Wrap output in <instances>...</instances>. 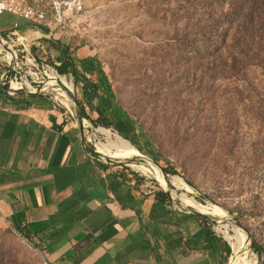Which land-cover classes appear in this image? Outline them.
<instances>
[{
    "label": "rangeland",
    "instance_id": "obj_1",
    "mask_svg": "<svg viewBox=\"0 0 264 264\" xmlns=\"http://www.w3.org/2000/svg\"><path fill=\"white\" fill-rule=\"evenodd\" d=\"M83 1L82 14L59 39H40L32 50L54 66L65 49L75 61L96 60L140 140H150V148L135 158L101 157L136 173L144 190L169 189L170 207L178 213H200L184 203L183 191L201 204L220 207L225 217L206 215L215 234L222 238L219 229L236 228L247 238V257L264 264V61L243 12L235 9L239 0ZM16 21L20 32L29 27L4 14L0 33L6 36ZM60 75L74 83L71 103L84 104L82 81L72 73ZM46 96L79 119L75 107L72 112L65 103L68 95ZM86 112L98 118L89 107ZM79 127L95 151L100 140L106 141L95 131L103 126L84 119ZM107 129L117 132L113 126ZM132 163L150 166L153 174ZM174 176L183 178L189 190ZM202 225L191 224L189 232ZM49 253L38 237L27 239L0 217V264H55ZM202 256L193 252L184 263ZM230 257L222 264H232Z\"/></svg>",
    "mask_w": 264,
    "mask_h": 264
},
{
    "label": "crops",
    "instance_id": "obj_2",
    "mask_svg": "<svg viewBox=\"0 0 264 264\" xmlns=\"http://www.w3.org/2000/svg\"><path fill=\"white\" fill-rule=\"evenodd\" d=\"M80 124L50 98L0 89V217L39 232L55 264H157L145 248L157 191L101 157Z\"/></svg>",
    "mask_w": 264,
    "mask_h": 264
},
{
    "label": "trees",
    "instance_id": "obj_3",
    "mask_svg": "<svg viewBox=\"0 0 264 264\" xmlns=\"http://www.w3.org/2000/svg\"><path fill=\"white\" fill-rule=\"evenodd\" d=\"M239 2L235 3L237 7L235 9L239 8V11L243 12L242 20L245 25L249 24L251 32L254 34L253 38L260 48V57H263L264 61V0H239ZM55 67L59 74L72 73L82 81L86 106L82 102L80 105L85 119L97 126L105 128L113 126L140 151L150 148V140L148 138L140 140V135L135 130L134 120L115 102L114 93L106 74L96 60H80L79 64L75 65L71 55L65 49L62 52L59 51V63ZM86 107H89L93 113H97L96 120L89 117ZM142 134L144 135L142 137H146L144 132ZM155 159L158 158L155 157ZM155 199L149 214L152 224L147 226L151 241L145 248L151 250L157 259V264H185V260L191 253L200 251L206 255V259L194 264H222L229 258L231 255L230 246L215 234L206 217L176 212L170 207V196L164 190L157 191ZM197 221H202L203 225L195 233L189 232L191 231L189 226ZM17 230L27 239H31L32 236L38 237L39 233L23 231L20 228ZM252 246L255 251L259 252L258 246L254 243Z\"/></svg>",
    "mask_w": 264,
    "mask_h": 264
},
{
    "label": "built area",
    "instance_id": "obj_4",
    "mask_svg": "<svg viewBox=\"0 0 264 264\" xmlns=\"http://www.w3.org/2000/svg\"><path fill=\"white\" fill-rule=\"evenodd\" d=\"M83 7V0H0V16H16L29 25L20 32L17 23L6 36L0 33V89L7 97L24 93L48 97L49 93L57 94L58 89L62 90L57 68L48 58H39L32 46L40 39H59L82 14ZM37 47L47 55L45 47ZM52 80L57 84L50 86Z\"/></svg>",
    "mask_w": 264,
    "mask_h": 264
},
{
    "label": "bare ground",
    "instance_id": "obj_5",
    "mask_svg": "<svg viewBox=\"0 0 264 264\" xmlns=\"http://www.w3.org/2000/svg\"><path fill=\"white\" fill-rule=\"evenodd\" d=\"M59 81L60 82L58 84L63 85L64 88L62 90L58 89L57 94L65 93L66 95H68V98L65 103L71 110L72 109L71 107H73L74 105L73 103H71L69 92L72 93L74 91V83L73 81H70L67 78V76H61ZM85 125H90V124L89 122H85ZM95 131L103 134L106 137V141L100 140L97 143V149L101 154L107 157L123 159V160L135 158L141 155V151L130 140H128L118 132H113L112 130L104 127L97 128ZM130 166L144 173L153 174L152 168L148 165L145 164L138 165L132 163L130 164ZM158 178L161 182H165V179L159 173H158ZM173 180L176 184L183 187L184 190H189V186L180 176H174ZM181 199L184 201L186 205L191 207L192 210L194 209L195 211H198L205 215L220 216L222 218L226 216L225 211L220 207L211 203L207 205L201 204L197 202L195 199L191 198L185 191L182 192ZM219 230L222 236L230 244L232 251L230 259L232 264H254L252 258H249L246 255L245 248L247 245V238H245L246 236L244 234H242L236 228H232L231 232L226 227Z\"/></svg>",
    "mask_w": 264,
    "mask_h": 264
},
{
    "label": "water",
    "instance_id": "obj_6",
    "mask_svg": "<svg viewBox=\"0 0 264 264\" xmlns=\"http://www.w3.org/2000/svg\"><path fill=\"white\" fill-rule=\"evenodd\" d=\"M73 93V95H74V91L72 92ZM36 96V95H35ZM73 105H74V107H75V109H76V111H77V114H78V117H79V120H80V123H82L83 121H84V119H83V116H82V112H81V109H80V106H79V104H78V102H77V100H75V99H73ZM129 140V139H128ZM97 152V151H96ZM99 154V153H98ZM102 154H100V156H101ZM141 157H143V156H141ZM168 184V183H167ZM165 188V187H164ZM165 191L169 194V196H171L170 195V192H169V189H167V188H165ZM193 216H197V217H206V215L205 214H203V213H199V214H197V215H193ZM207 218V217H206ZM223 239L227 242V244L230 246V244H229V242L223 237Z\"/></svg>",
    "mask_w": 264,
    "mask_h": 264
}]
</instances>
